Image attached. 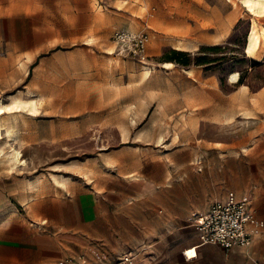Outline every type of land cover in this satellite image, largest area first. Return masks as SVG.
Wrapping results in <instances>:
<instances>
[{"label": "rangeland", "instance_id": "rangeland-1", "mask_svg": "<svg viewBox=\"0 0 264 264\" xmlns=\"http://www.w3.org/2000/svg\"><path fill=\"white\" fill-rule=\"evenodd\" d=\"M164 1L165 6L158 0H0V107L10 106L0 115V174L61 185L63 178L88 181L102 166L114 171L107 166L115 162L111 154H121L136 169L160 153L178 160L192 155L196 164L220 159L208 147L224 136L237 146L246 142L253 128L239 118L229 134L204 124L199 135L181 136L174 133L181 127L174 117L151 119L158 97L168 101L181 92L177 73L189 67H197L203 79L214 78L224 93L231 90L233 73L242 78L235 87L255 90L264 84V57L259 53L257 61L245 53L253 18L245 0ZM254 19L264 26V17ZM116 29L148 35L145 62L118 55L111 38ZM173 50L189 53L192 63L199 57L213 62L182 67L169 60ZM144 68L151 75L146 82ZM153 100L144 118H134ZM33 102L34 110L25 104ZM13 151L23 164L8 162ZM231 154L230 191L250 194L253 207L254 169L239 164L237 147ZM243 184L248 187L240 193L236 189ZM179 251L169 245L154 261L152 254L139 255L143 264H264V243L253 252L199 245L178 258Z\"/></svg>", "mask_w": 264, "mask_h": 264}, {"label": "crops", "instance_id": "crops-1", "mask_svg": "<svg viewBox=\"0 0 264 264\" xmlns=\"http://www.w3.org/2000/svg\"><path fill=\"white\" fill-rule=\"evenodd\" d=\"M161 3L166 4L158 0L157 4ZM258 50L263 58L264 50ZM177 74L181 92L168 101L158 97L151 119L166 122L174 117L181 124L174 133L181 136L199 135L204 124L229 129L224 135L229 134L232 120L239 118L253 128L246 142L237 146L224 136L208 147L212 153H221L220 159L196 164L192 155L190 160H178L176 154L160 153L156 158H146L145 165L136 169L129 167L121 154H111L108 159L115 162L107 166L114 171L102 166L88 181L63 178L61 185L0 174V264H59L80 258L88 264H115L121 256L141 250L143 255H154L150 258L154 261L161 259L160 251L169 245L180 247L177 257L182 251L192 255L199 245L210 246L199 243L191 224L193 216L207 211L228 192L239 197L248 194L230 191L231 151L236 147L239 164L243 161L254 169L251 210L263 228L254 234L249 249L230 251L253 252L255 246L264 243V84L250 90L246 85L229 83L231 90L224 93L214 78L203 79L197 67ZM155 102L134 118H144ZM184 119L192 127L184 128ZM194 147L199 152V145ZM247 187L243 184L236 190L243 193ZM140 256L135 264H143Z\"/></svg>", "mask_w": 264, "mask_h": 264}, {"label": "built area", "instance_id": "built-area-1", "mask_svg": "<svg viewBox=\"0 0 264 264\" xmlns=\"http://www.w3.org/2000/svg\"><path fill=\"white\" fill-rule=\"evenodd\" d=\"M119 56L135 59L140 62L147 60L146 33H133L128 30H117L112 36ZM252 196L241 197L234 192L215 201L204 213L194 215L191 221L198 241L201 245L216 246L222 250L249 249L253 236L263 228L251 210ZM141 251L129 252L121 256L115 264H135ZM59 264H88L80 258L78 261L64 260Z\"/></svg>", "mask_w": 264, "mask_h": 264}, {"label": "bare ground", "instance_id": "bare-ground-1", "mask_svg": "<svg viewBox=\"0 0 264 264\" xmlns=\"http://www.w3.org/2000/svg\"><path fill=\"white\" fill-rule=\"evenodd\" d=\"M245 4L246 7L248 9V11L250 12V14H252L253 18H251V30L248 29V34H247V46L245 48V53L248 57L250 58H255L258 59L257 57V53H258V49H263L264 50V26H259L258 22H256V20L254 19V17L256 18H261L264 16V0H245ZM260 27V28H259ZM258 50V51H257ZM259 55V53H258ZM163 66H171V63H166L163 64ZM145 71V77H149V68H144ZM239 78V74L238 73H233L230 76V82L231 83H235ZM32 100V99H31ZM29 105L30 108L32 110L35 109V104L34 102L31 104H27ZM21 107V104H14L13 108H19ZM10 106H1L0 107V114L4 113V110L9 109ZM2 130L4 131V128L0 125V139L2 137ZM8 162L12 163V165H15L17 163L23 164V162H21L19 160V153L16 151H13L10 158H8ZM11 167V166H10Z\"/></svg>", "mask_w": 264, "mask_h": 264}, {"label": "trees", "instance_id": "trees-1", "mask_svg": "<svg viewBox=\"0 0 264 264\" xmlns=\"http://www.w3.org/2000/svg\"><path fill=\"white\" fill-rule=\"evenodd\" d=\"M207 50H217V48L216 47L208 48ZM169 54H170L169 60L171 62L179 64L182 67H188L192 64L194 66H202V65L210 64L213 62V61H206L205 57H199L196 59L194 58V62L192 63L189 53L181 52V51H174L173 50V51H170ZM239 78L235 83H237L238 85H241L242 84V78H240V79Z\"/></svg>", "mask_w": 264, "mask_h": 264}]
</instances>
